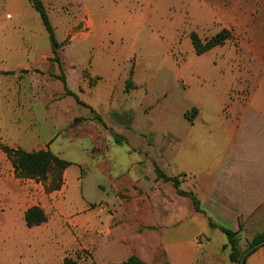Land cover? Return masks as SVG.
<instances>
[{
	"label": "rangeland",
	"instance_id": "rangeland-1",
	"mask_svg": "<svg viewBox=\"0 0 264 264\" xmlns=\"http://www.w3.org/2000/svg\"><path fill=\"white\" fill-rule=\"evenodd\" d=\"M42 2L63 43L60 63L40 73L33 99L31 81L0 84V136L32 151L49 147L69 166L63 172L56 166L45 182L13 181L0 152V187L24 190L26 206L43 209L48 221L39 233L72 241L67 255L76 264H120L132 256L170 264L163 244L203 245L208 237L209 249L217 250L226 236L156 169L179 176L181 188L184 169L193 171L223 147L222 114L240 112L256 92L264 101V0ZM35 14L25 23L41 32L33 41L50 52ZM14 24L0 18L5 46ZM223 29L230 40L195 53L192 33L206 39ZM31 30H21L27 44ZM10 57L22 59L15 51ZM62 75L78 99L65 93ZM37 111L39 140L28 130Z\"/></svg>",
	"mask_w": 264,
	"mask_h": 264
},
{
	"label": "crops",
	"instance_id": "crops-1",
	"mask_svg": "<svg viewBox=\"0 0 264 264\" xmlns=\"http://www.w3.org/2000/svg\"><path fill=\"white\" fill-rule=\"evenodd\" d=\"M35 13L38 12L30 0H0V18L6 17L15 23L14 30L8 34L10 38L7 43L17 45L12 47L8 43V46H5L0 40V84L31 81L33 90L27 93L32 99L38 95L34 87L40 82V73L46 72L53 56L52 49L50 52L47 49L42 51L33 41L42 36L41 32L29 27V24H32L30 21L36 17ZM26 20L29 24L25 23ZM25 28L31 30L28 36L29 44L25 43L26 38L21 32ZM12 51L20 53L22 59L13 61L10 57ZM14 70L27 74L13 75L16 72ZM259 95L262 94H251L250 98L255 100L240 112L235 109L232 114H222L226 123L221 133L223 140H220L219 146L224 145L219 148L214 158L194 167L193 171L184 169L181 172L185 176L181 189L184 190V184L189 186V189L184 191L194 193L199 199L204 211L202 214L209 225L211 221L216 224L217 227L213 228L218 231H221L218 227H225L237 232L243 251L247 248L244 244L248 245L255 236L264 233V101H258L261 99ZM250 110L257 112L249 113ZM36 113L37 120L28 130L36 132V139L39 140V112ZM19 130L24 132L25 128ZM0 140L6 142H1L3 145L11 148L34 152L23 148L24 143H8L4 136H0ZM0 152L2 156L7 157L1 148ZM13 174V181L20 180L16 177L14 169ZM19 190L5 188L4 184L0 187V264H64L73 242L52 234H40L42 225L29 228L25 214L36 205L27 207V193ZM174 224L172 218L168 225L173 229ZM196 241L197 239H190L163 244L170 264H237L230 260L229 248L225 249L228 241L222 243L215 251L209 249L211 238L208 237L203 245L200 240ZM174 248L176 251L172 252ZM246 264H264V247L249 255Z\"/></svg>",
	"mask_w": 264,
	"mask_h": 264
},
{
	"label": "trees",
	"instance_id": "trees-1",
	"mask_svg": "<svg viewBox=\"0 0 264 264\" xmlns=\"http://www.w3.org/2000/svg\"><path fill=\"white\" fill-rule=\"evenodd\" d=\"M32 5L34 9L40 15L42 24L47 31L48 38L50 41L53 57L50 58V62L60 63V55L59 50L63 47V43L59 42L56 37L55 28L51 23V20L48 15V11L43 4L42 0L33 1ZM233 37L231 31L227 29H223L216 35L211 38L202 39L197 33H192L190 35L191 42L194 48V51L197 55H203L212 49L224 45L228 40ZM39 72L38 70H36ZM61 81L63 82L65 93L68 96H73L78 99V96L68 89L66 84V78L64 75L61 76ZM1 150L7 155L10 160L14 173L16 177L20 180H36L38 182H45L48 180V176L51 171L57 166L60 172H63L68 168L69 163L60 159L56 156L49 147L47 149H42L39 151L28 152L24 149L11 148L7 145L0 144ZM157 175L159 179L164 181H171L176 188L177 192L181 196H188L191 198L194 208L196 211L204 213L201 209L200 201L196 197V195L192 192H186L180 188L181 181L179 180V176L169 177L165 173H163L160 169H156ZM26 225L29 228H33L35 226H40L48 221V217L46 213L40 207H32L26 211L25 214ZM210 226L217 227L216 224L210 221ZM226 236L228 244L225 246L230 250V260L237 264H242L241 260L243 254L252 246L264 241V233L255 236L249 243L245 251L242 250L240 245V239L237 232H234L225 227H218ZM264 247V244L253 251H251L245 258L244 263L246 264L247 257L252 253L256 252L259 248ZM167 257V253H166ZM168 259V257H167ZM169 261V260H168ZM76 260L65 259L64 264H76ZM170 263V262H169ZM120 264H145L138 257L132 256L126 261Z\"/></svg>",
	"mask_w": 264,
	"mask_h": 264
},
{
	"label": "water",
	"instance_id": "water-1",
	"mask_svg": "<svg viewBox=\"0 0 264 264\" xmlns=\"http://www.w3.org/2000/svg\"><path fill=\"white\" fill-rule=\"evenodd\" d=\"M33 1H38V0H33ZM263 244H264V241H262V242H260V243H258V244H256V245L250 247V248H249V249L243 254V257H242L241 263H242V264L244 263V260H245L246 256H247L251 251H253L254 249H256V248H258V247H260V246H262Z\"/></svg>",
	"mask_w": 264,
	"mask_h": 264
}]
</instances>
